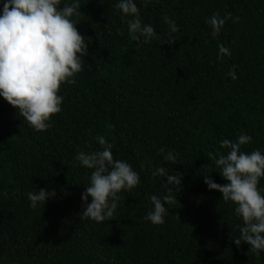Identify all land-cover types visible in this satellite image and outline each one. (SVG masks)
<instances>
[{
  "label": "trees",
  "instance_id": "obj_1",
  "mask_svg": "<svg viewBox=\"0 0 264 264\" xmlns=\"http://www.w3.org/2000/svg\"><path fill=\"white\" fill-rule=\"evenodd\" d=\"M79 2L87 52L75 83L60 86L50 127L33 130L0 97V264H264V252L232 242L234 205L202 178L226 182L213 162L224 138L243 131L252 141L241 150L264 152V0H136L141 23L159 36L139 44L116 0ZM213 12L231 14L215 38L205 24ZM164 15L178 26L171 44ZM218 43L231 54L218 60ZM97 136L140 178L103 222L80 219L90 170L75 159L98 147ZM161 147L178 153L175 165ZM157 166L182 179L164 223L153 225L143 219L149 196L167 192L166 178L151 175ZM39 188L55 195L30 208L26 193Z\"/></svg>",
  "mask_w": 264,
  "mask_h": 264
},
{
  "label": "clouds",
  "instance_id": "obj_2",
  "mask_svg": "<svg viewBox=\"0 0 264 264\" xmlns=\"http://www.w3.org/2000/svg\"><path fill=\"white\" fill-rule=\"evenodd\" d=\"M150 3L152 0H140L141 7ZM79 7V0H64L62 6L61 0H0V97L35 131L50 127L51 116L61 111V84H74L75 74L81 71V57L86 55L88 43L76 28L78 23L74 17L79 15ZM113 7L119 10L133 41L139 44L159 39L151 24L141 23L136 0H116ZM230 16V13L222 17L213 12L205 18L212 38L218 36ZM162 20L168 27L167 43L171 44L178 26L167 15L162 16ZM217 49L218 60L222 55L231 54L222 44L218 43ZM226 75L235 79L231 69ZM95 139L97 148L90 152L81 150L75 155L79 164L90 170L88 185L80 194L79 213L80 219L103 222L113 219L120 200L117 194L137 186L140 178L128 162L114 159L113 145L104 136ZM251 141L252 137L243 131L234 140H220L221 151L213 162L226 182L216 183L209 175L202 178L208 190L219 191L221 199L234 205L233 213L241 220V225L239 237L232 242L236 246L244 242L254 252H264V188L258 187L260 179L264 178V152L260 149L242 151L241 146ZM157 151L164 154L165 161L176 164L178 153L174 150L165 152L161 147ZM151 175L166 178L167 192L159 197L149 196L152 207L143 219L160 225L168 213L165 205L176 200L182 177L161 166ZM26 195L29 207L36 209L44 207L55 192L39 188Z\"/></svg>",
  "mask_w": 264,
  "mask_h": 264
}]
</instances>
